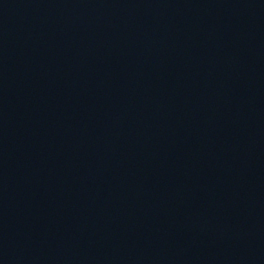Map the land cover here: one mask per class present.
Wrapping results in <instances>:
<instances>
[{
	"label": "water",
	"instance_id": "obj_1",
	"mask_svg": "<svg viewBox=\"0 0 264 264\" xmlns=\"http://www.w3.org/2000/svg\"><path fill=\"white\" fill-rule=\"evenodd\" d=\"M0 264H264V0H0Z\"/></svg>",
	"mask_w": 264,
	"mask_h": 264
}]
</instances>
